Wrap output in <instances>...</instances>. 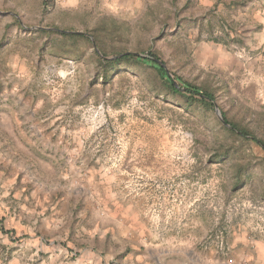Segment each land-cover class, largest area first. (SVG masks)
<instances>
[{"label": "rangeland", "instance_id": "1", "mask_svg": "<svg viewBox=\"0 0 264 264\" xmlns=\"http://www.w3.org/2000/svg\"><path fill=\"white\" fill-rule=\"evenodd\" d=\"M102 20L107 45L158 52L170 73L215 89V107L188 106L151 64L106 78L84 39L37 48L36 29ZM219 105L264 140V0H0V125L17 141L0 170L19 174L1 201L68 222L54 235L72 259L94 238L114 251L107 264L131 244L163 264H264V151L220 126Z\"/></svg>", "mask_w": 264, "mask_h": 264}, {"label": "crops", "instance_id": "2", "mask_svg": "<svg viewBox=\"0 0 264 264\" xmlns=\"http://www.w3.org/2000/svg\"><path fill=\"white\" fill-rule=\"evenodd\" d=\"M12 137V134H8L6 127L0 125V164H3L1 163L2 160L4 163H12L14 155L8 151L11 149L10 147L17 144V141ZM11 174L10 176L5 169L0 170V188L8 189L9 185L13 183L10 184V179L15 182L19 177L15 171ZM2 180L4 181L2 182ZM38 206L37 204L34 206L35 209L34 207L29 209L23 204L16 208L2 202L0 194V264H107L109 259L115 258L114 251L104 252L103 248H100L103 247V240H100L98 244L93 238L92 243L79 248L78 257L72 259L74 250L69 240L65 242L67 237L59 238L54 235L59 230L68 235L71 231V225L59 218L48 219L49 215L45 219H40ZM16 211L17 213H15ZM26 211L31 213L30 219L25 215L24 212ZM2 227H4V231L1 229ZM40 232L50 234L52 240L48 244L45 243L43 235L39 234ZM15 236L22 237L15 239ZM131 248L133 249L132 254L125 256L122 264H163L162 261L165 256L153 255L148 257L145 253L139 252L141 248L140 246L137 247L136 244H131ZM150 249L149 246L145 252ZM175 251L178 252L179 248Z\"/></svg>", "mask_w": 264, "mask_h": 264}, {"label": "trees", "instance_id": "3", "mask_svg": "<svg viewBox=\"0 0 264 264\" xmlns=\"http://www.w3.org/2000/svg\"><path fill=\"white\" fill-rule=\"evenodd\" d=\"M235 3L236 1L234 2V4ZM43 4L45 9L47 7V2H43ZM13 18L16 21L17 25L20 24L17 15L14 14ZM105 19L106 21L109 20L117 24L118 29L122 26H128V24L121 23L117 20H114V18ZM9 27L10 25L7 24L6 30ZM106 27L107 24L105 23V20H102L100 24L97 25L93 30H90L86 33L66 32L45 28L36 29L34 30V32L37 33V48L39 49V51L41 50V44L51 43V38L54 34L62 38L63 47L67 46L68 43L76 44L81 39H84L86 43L90 45L93 43L97 44V47L99 48V52L96 53L98 71L106 78L108 77V72H110L113 68H115V66L119 65L121 62H132L144 65L151 64V66H153L156 70L162 82L166 85L167 89L174 95L182 97L184 99V102L188 106H192L194 105V103H199L206 108L211 109L215 107V101L218 100V93H216L215 89L206 85H198L194 82L184 80L181 76L175 74L174 72L170 73L160 54L156 51L150 49L148 50L147 55L143 56L134 53L128 49H118L113 46H110L109 44L107 45L106 42L108 41V39L106 38ZM64 51H66V53H70V50H66V48ZM112 56L116 58H112ZM176 82L179 84V87L175 85ZM219 109L221 110L225 123L219 120V118H217L216 120L222 128L226 129L230 134L234 135L236 139L241 138L245 140L254 141L264 151V140L257 135L254 129H252L245 123L244 119L241 120L239 119V117L232 115L230 111H226L220 105ZM235 140L233 141L235 142ZM1 229L4 231V227H2Z\"/></svg>", "mask_w": 264, "mask_h": 264}, {"label": "water", "instance_id": "4", "mask_svg": "<svg viewBox=\"0 0 264 264\" xmlns=\"http://www.w3.org/2000/svg\"><path fill=\"white\" fill-rule=\"evenodd\" d=\"M113 58H116V57H113ZM175 85H176L177 87H179V85H178L177 83H175ZM216 113H217V115L219 116V118L222 120V122L225 123V121H224V119H223V116H222V113H221V110L219 109L218 106H216Z\"/></svg>", "mask_w": 264, "mask_h": 264}]
</instances>
